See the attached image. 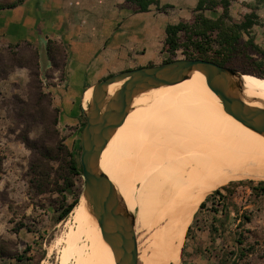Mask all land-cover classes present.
Here are the masks:
<instances>
[{"label": "bare ground", "instance_id": "obj_1", "mask_svg": "<svg viewBox=\"0 0 264 264\" xmlns=\"http://www.w3.org/2000/svg\"><path fill=\"white\" fill-rule=\"evenodd\" d=\"M232 84L243 102L264 108V77L247 73L241 86ZM121 85H110L109 97ZM99 161L136 225L153 231L139 254L142 264H179L188 227L208 194L234 180H264V133L228 113L207 76L190 71L176 85L136 96ZM130 176L141 187H130ZM70 220L62 264H118L84 194Z\"/></svg>", "mask_w": 264, "mask_h": 264}, {"label": "rangeland", "instance_id": "obj_2", "mask_svg": "<svg viewBox=\"0 0 264 264\" xmlns=\"http://www.w3.org/2000/svg\"><path fill=\"white\" fill-rule=\"evenodd\" d=\"M16 1L19 0H0V4L8 5ZM230 1L231 16L236 19L244 11H252L249 6L258 8L261 23L255 25L252 31L258 44L264 48V0ZM10 54L0 48V67L4 61L13 63ZM254 56L260 58L257 54ZM169 57L166 53L161 64ZM181 58L186 57L180 50L176 59ZM25 78L15 73L9 79H0V253L24 254V264H62V252L67 245L66 237L71 231L72 222L71 213L62 221H57L62 210L61 202L65 195L67 203L76 197L80 199L85 179L83 175L78 177L75 186L67 190L62 189L63 183L59 180L50 185L46 192L32 182V152L18 139L25 126L14 124L8 111L12 108L11 102L15 95L27 99ZM42 131L43 126L35 123L31 127L30 137L37 140ZM81 134H77L75 143L68 140L69 133L60 132L59 138L80 155ZM53 148L57 155L54 145ZM51 166L57 170L60 161H52ZM250 180L255 184L264 181L238 179L233 181L237 183L231 181L219 188L226 196L225 199L216 196L217 212L210 209L212 203L199 212V224L203 230H198L195 225L190 238L185 237L179 264H264V194L253 193L248 184ZM129 182L130 187H141V182L136 181L135 177L130 176ZM148 229L147 226L136 225L139 254L143 252L153 232ZM139 261L142 264L140 258ZM0 264L23 263L15 258L0 256ZM69 264H75L74 260H70Z\"/></svg>", "mask_w": 264, "mask_h": 264}, {"label": "crops", "instance_id": "obj_3", "mask_svg": "<svg viewBox=\"0 0 264 264\" xmlns=\"http://www.w3.org/2000/svg\"><path fill=\"white\" fill-rule=\"evenodd\" d=\"M198 1L161 0L165 11L153 4L139 12L127 0H22L0 8V46L36 49L44 92L58 109V129L75 143L86 121L87 91L109 75L161 64L167 26L189 19ZM51 41L64 49V70L49 54ZM15 73L26 76L28 87L29 69L18 67L7 78Z\"/></svg>", "mask_w": 264, "mask_h": 264}, {"label": "trees", "instance_id": "obj_4", "mask_svg": "<svg viewBox=\"0 0 264 264\" xmlns=\"http://www.w3.org/2000/svg\"><path fill=\"white\" fill-rule=\"evenodd\" d=\"M21 1L8 5L0 4V8L11 7ZM127 1L135 4L136 10L139 12L148 11L153 4L158 6L161 11H165L168 7H160L161 0ZM230 6V0H199L189 19L182 18L177 24L168 25L163 46V51L170 55L166 61L175 60L177 52L181 50L186 58L212 60L224 66L235 67L245 73L264 77V48L258 44L252 31L255 25L261 23L257 13L258 8L249 6L248 8L252 11H244L241 17L236 19L231 16ZM206 11H209L210 15H207ZM211 13L215 16H212ZM0 48L10 52L13 61V63L7 61L2 63L0 79H6L18 67H26L30 72L27 99L15 95L14 101L11 102L12 108L8 111L14 124L25 126L18 139L32 152L30 161L32 182L40 186L41 191L44 192L59 180H62L63 190L73 188L76 179L83 175L81 154L77 155L59 138L58 109L53 107L50 94L44 92L36 49L30 44L20 45L17 47L18 50L11 46H0ZM48 51L55 67L64 70L65 52L63 47L51 41ZM255 54L260 58H256ZM35 123H40L43 126L42 134L37 140L30 137L31 127ZM85 123L86 121L82 125L81 133ZM53 145L57 150V155L54 154ZM80 150L82 151L81 145ZM52 161H60V167L57 170L51 166ZM231 183L237 182L232 181ZM248 184L253 193L264 194V181L255 184L253 180H250ZM216 196L222 199L226 197L219 188L207 195L200 204L192 224L188 227L186 239L190 238L195 225L198 226V230H203L199 224V212L208 207L209 203H212L210 208L212 211H218L215 202ZM78 203V197L67 203L65 195L61 202L62 210L57 221L60 222L67 218ZM0 254L2 257L15 258L23 264L26 260L24 254L6 255L3 252Z\"/></svg>", "mask_w": 264, "mask_h": 264}, {"label": "water", "instance_id": "obj_5", "mask_svg": "<svg viewBox=\"0 0 264 264\" xmlns=\"http://www.w3.org/2000/svg\"><path fill=\"white\" fill-rule=\"evenodd\" d=\"M190 71L207 76L225 110L251 129L264 133V108L241 100L233 86H241L247 73L201 58H181L112 74L92 86V98L84 109L86 123L81 134V164L85 184L83 194L93 210L105 241L112 248L118 264H140L136 232V214L129 209L116 184L100 167V155L112 134L132 109L136 96L162 86L176 85L188 78ZM121 82L109 97V87Z\"/></svg>", "mask_w": 264, "mask_h": 264}]
</instances>
